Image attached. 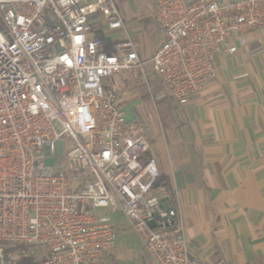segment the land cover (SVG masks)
<instances>
[{"label":"built area","instance_id":"built-area-1","mask_svg":"<svg viewBox=\"0 0 264 264\" xmlns=\"http://www.w3.org/2000/svg\"><path fill=\"white\" fill-rule=\"evenodd\" d=\"M153 3L162 41L142 61L130 43L107 53L91 36L93 19L123 27L113 0H0V264H20L12 246L43 247L44 264H99L116 243L100 209L121 213L155 264H205L152 194L160 173L144 124L103 80L148 63L184 106L221 56L264 31V0Z\"/></svg>","mask_w":264,"mask_h":264},{"label":"crops","instance_id":"crops-1","mask_svg":"<svg viewBox=\"0 0 264 264\" xmlns=\"http://www.w3.org/2000/svg\"><path fill=\"white\" fill-rule=\"evenodd\" d=\"M122 5L123 27L108 30L93 19L98 27L91 36L102 39L107 53L130 43L139 56L151 57L162 41L153 0ZM114 82L107 90L122 102L126 119L144 124L160 173L152 194L176 210L190 257L205 264H264V31L251 33L236 54L221 56L217 78L188 104L161 100L157 118L143 114L142 92ZM107 212H119L98 210L110 218L116 243L99 264H155L124 216Z\"/></svg>","mask_w":264,"mask_h":264},{"label":"rangeland","instance_id":"rangeland-1","mask_svg":"<svg viewBox=\"0 0 264 264\" xmlns=\"http://www.w3.org/2000/svg\"><path fill=\"white\" fill-rule=\"evenodd\" d=\"M115 3L119 13L122 15L121 9H122V0H113ZM154 8V6H153ZM155 11V10H154ZM94 29L97 28V25L92 26ZM113 39V38H112ZM138 43L141 42V37H138ZM140 54V59L142 61H145L149 59L150 57L144 58L142 54ZM142 56V57H141ZM117 79H121L123 83L125 84V88L127 90H130L131 92L134 91H140L142 92L141 97L142 99L145 98V102L143 105L140 106L143 114L147 117H153L157 118L158 112L156 105L161 103L162 101H173L170 99L161 84L160 80L156 76V74L152 71V68L150 64L145 63L144 65V74H142L138 69H131L128 71H124L119 75L109 77L103 80V86L105 89L111 88L112 85H114V81ZM111 91V90H110ZM174 102V101H173ZM56 153L59 155V146L56 144ZM57 163V158L55 157H46L44 159V164L49 165L52 167H55ZM106 215H111L115 218H122L121 214L114 213L109 214L108 212ZM16 252L19 254H24L26 256H29L32 258L31 261L28 263L32 264H43V259H45V249L43 247H37V246H16L15 247Z\"/></svg>","mask_w":264,"mask_h":264},{"label":"trees","instance_id":"trees-1","mask_svg":"<svg viewBox=\"0 0 264 264\" xmlns=\"http://www.w3.org/2000/svg\"><path fill=\"white\" fill-rule=\"evenodd\" d=\"M12 250H15V247L11 248ZM29 262L27 256H23L22 255V258L20 260V264H27Z\"/></svg>","mask_w":264,"mask_h":264}]
</instances>
